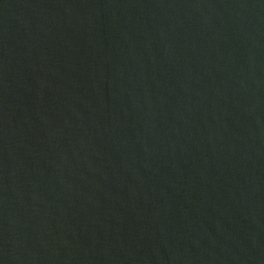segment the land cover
<instances>
[{
    "label": "water",
    "instance_id": "95a60500",
    "mask_svg": "<svg viewBox=\"0 0 264 264\" xmlns=\"http://www.w3.org/2000/svg\"><path fill=\"white\" fill-rule=\"evenodd\" d=\"M0 264H264V0H0Z\"/></svg>",
    "mask_w": 264,
    "mask_h": 264
}]
</instances>
